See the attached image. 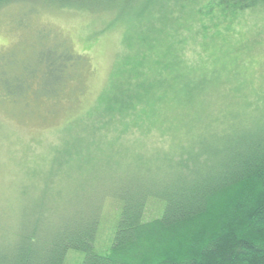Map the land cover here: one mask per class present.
I'll list each match as a JSON object with an SVG mask.
<instances>
[{
    "label": "trees",
    "instance_id": "obj_1",
    "mask_svg": "<svg viewBox=\"0 0 264 264\" xmlns=\"http://www.w3.org/2000/svg\"><path fill=\"white\" fill-rule=\"evenodd\" d=\"M144 1L145 9L126 10L129 0H0V12L15 7L10 23L22 30L41 10L105 14L107 29L125 28L97 102L61 127L62 144L73 150L44 191L68 189L69 161L91 147L100 161H131L143 139L127 130L164 131L157 130L156 188L108 190L87 212L63 202L71 212L56 226L51 205L44 251L35 231L19 233L12 250H0V264H65L72 250L84 253L80 264H264V34L257 29L264 0ZM49 31L35 25L0 50V161L31 189L44 178L27 157L14 159L10 118L55 116L83 93L88 67L84 54ZM255 41L261 48L250 54ZM75 127L82 129L71 135ZM55 133L42 146L57 150ZM106 207L114 212L109 226L101 221Z\"/></svg>",
    "mask_w": 264,
    "mask_h": 264
},
{
    "label": "rangeland",
    "instance_id": "obj_2",
    "mask_svg": "<svg viewBox=\"0 0 264 264\" xmlns=\"http://www.w3.org/2000/svg\"><path fill=\"white\" fill-rule=\"evenodd\" d=\"M133 4L142 5L143 9L147 7L144 0H129L124 7L126 10L132 9L134 8ZM38 10L41 9L38 8ZM15 12V7L0 12V50L17 45L24 37L23 35L31 33L32 28L36 25L50 30L49 32H53L54 35L63 39L75 52L84 54L88 65L84 71L83 93L65 109L61 108V111L57 112L55 116L45 120L42 118L44 121H40L41 119L24 120L23 123L10 118L12 125L17 126L15 131L10 134L14 145L13 151L16 153L14 159L20 161L27 157L30 165L39 173L37 178L44 179L42 185L39 181L38 187L35 186L36 189L27 188L25 180L19 177L21 173L17 171L18 169L14 166L10 170L7 169L5 158H2V163L0 161V250H12L13 246L19 243L17 240L19 233L35 231L39 239L37 250L43 252L48 241L47 233H49L45 228V220L48 213L52 212H48L51 205L55 204L53 206L55 212H52L54 216L51 219L56 226L64 221L62 217L66 218V215L71 212L60 209L63 207V202L65 204L69 202L68 204L76 205V207L81 206L87 212L98 203V199L108 190L114 191L124 187H132L137 191L146 187L156 188V143L160 142L158 133L164 131L157 127L155 130L150 126L132 127L131 130H127V133L133 138L143 139V144L136 146V153L131 157V161L129 157L119 162H115L117 159L100 161L93 158L94 148L91 147L86 158L77 156L69 161L70 169L65 170L69 175L64 179L69 185L68 189H65L66 187L62 183H58L51 188L55 192L44 191L47 188L45 181L51 180L53 174L62 172L63 153H68L70 149L73 150L72 142L62 144L65 139L60 137L65 131L61 127L97 102L98 95L106 86L118 60L125 28L115 26L107 29L105 14L92 16L76 11L41 10L35 18L29 19L30 24L22 30L23 28L20 29L13 22L10 23ZM257 29L260 34H264V27H257ZM263 36L258 35V38L262 39ZM250 44H254V48L250 49V54L253 53V49L261 48L259 41ZM80 129L82 127H75L70 134L72 135ZM140 129L143 131L141 132ZM19 131L24 135V140ZM54 132H59L57 137H55L56 133L52 135L55 140L59 138L56 146L59 148L54 150L53 144L50 142L47 146H42L43 142ZM169 138L171 139V136H166L161 141H166ZM113 156L118 157V154H113ZM140 156L143 157L140 158ZM145 158L146 160H144ZM112 164L114 171L110 170L113 169L110 167ZM143 164H146V167ZM124 168L125 171L122 174L116 173V169ZM113 216L114 212L106 207L101 218L102 223L105 222L106 226H109ZM104 234L107 237L110 234L109 229L108 231L104 230ZM83 256V252L69 251L65 264H80Z\"/></svg>",
    "mask_w": 264,
    "mask_h": 264
}]
</instances>
